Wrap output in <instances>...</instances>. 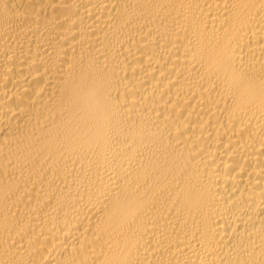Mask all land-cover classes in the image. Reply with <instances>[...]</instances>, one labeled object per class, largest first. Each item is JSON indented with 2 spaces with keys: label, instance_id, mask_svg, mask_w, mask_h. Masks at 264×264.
Masks as SVG:
<instances>
[{
  "label": "bare ground",
  "instance_id": "1",
  "mask_svg": "<svg viewBox=\"0 0 264 264\" xmlns=\"http://www.w3.org/2000/svg\"><path fill=\"white\" fill-rule=\"evenodd\" d=\"M0 264H264V0H0Z\"/></svg>",
  "mask_w": 264,
  "mask_h": 264
}]
</instances>
